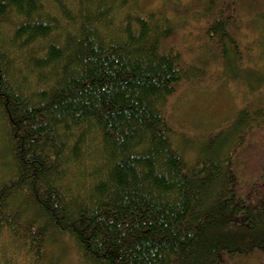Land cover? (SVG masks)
Segmentation results:
<instances>
[{
  "label": "trees",
  "instance_id": "16d2710c",
  "mask_svg": "<svg viewBox=\"0 0 264 264\" xmlns=\"http://www.w3.org/2000/svg\"><path fill=\"white\" fill-rule=\"evenodd\" d=\"M242 2L165 0L142 14L134 0H0L8 264L58 263L61 235L82 264H264V65H244ZM256 21L245 54L262 60ZM189 23L190 64L166 47ZM214 63L218 88L237 83L242 102L200 124L203 156L188 160L167 105L183 82L212 85Z\"/></svg>",
  "mask_w": 264,
  "mask_h": 264
},
{
  "label": "rangeland",
  "instance_id": "374dc122",
  "mask_svg": "<svg viewBox=\"0 0 264 264\" xmlns=\"http://www.w3.org/2000/svg\"><path fill=\"white\" fill-rule=\"evenodd\" d=\"M249 1L250 0H243L242 5L238 6L239 10L242 11L241 13L243 19L246 18V20L248 21V24L246 25V20H244L245 22L242 29L243 34L240 35L241 40L239 39L238 42L241 44L240 51L244 54V65L253 67V65L250 64L249 60H254L253 64L257 67L264 65V58L260 60L256 56V54L258 56L260 55L259 51L255 49L254 52H249V58L245 53L247 50L246 47L254 43L257 39L258 24L256 20H258L259 17L264 14V0H257L256 2V4H259L260 9L263 10L261 12L262 14L260 13L261 15H259V13H252L249 8ZM134 2L135 6H137V9L142 14H159L167 9L165 0H134ZM169 17L172 18V16ZM197 24L199 23H196V26ZM181 26L183 27L179 30V32H177L174 38L172 37L173 39H170L168 41L166 47L174 46L176 50H182L189 64L192 61L196 63V56H193V42L197 35L195 31V24L189 23V25ZM203 26L204 25H200L198 27ZM189 31L191 33L188 34L187 32ZM244 32L251 35L247 40H251L253 38L252 41L249 42L244 38V36H246ZM221 76L222 68L214 63L212 67L208 68L207 72V80L210 79L212 85L209 82H203L202 84L198 85L194 83L190 84L188 82H183L177 88L176 94H174L171 99H169L166 110L167 118L168 121H170L174 126L177 133L176 141L178 142L179 146L182 147V154H184L188 160L195 159V157H198L199 154L203 156L202 153L203 149H205L204 147L206 143H204V145L202 146L203 148H200L201 143L199 141V137H201L203 134L201 131H204V128L200 127V124L205 126L209 122L215 123L216 119H221L223 115H226L228 113V111L230 110L229 108L231 107L230 104H234V100H236V106L241 105L242 95H239V92L243 93V89H240V85H237V83H232L231 85L226 86L229 87V90H225L224 92H222L220 88H218V85L221 84V81L223 79ZM217 78H219V80L221 78V81L218 84H216ZM213 79H215L216 81H213ZM200 113L203 115L198 120V116L200 115ZM230 113H232V111ZM195 125H198V127L196 128ZM1 127L2 119L0 118V129ZM188 140H191L190 143H192V147L188 148L186 147L187 145L185 146L180 144L181 141L187 142ZM2 142L3 137L1 136L0 130V151L2 149V146L4 147V143ZM60 239L62 240L63 248L61 250L64 251V255L56 264H82V257L80 256L78 252L79 250L77 246H75L73 239L65 235H61ZM0 248L1 253L2 250H4V248L6 247L3 248L0 245ZM1 258L4 260L2 264H8L9 261L14 260V257H12V255L10 254H8V257H6V259L0 254V259ZM20 264H26V262H23L22 260Z\"/></svg>",
  "mask_w": 264,
  "mask_h": 264
}]
</instances>
